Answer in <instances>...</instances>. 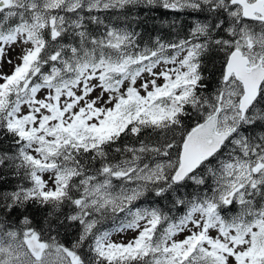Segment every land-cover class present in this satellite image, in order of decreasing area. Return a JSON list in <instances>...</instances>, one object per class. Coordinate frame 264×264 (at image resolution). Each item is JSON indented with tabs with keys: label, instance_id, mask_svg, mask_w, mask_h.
<instances>
[{
	"label": "snow or ice",
	"instance_id": "snow-or-ice-1",
	"mask_svg": "<svg viewBox=\"0 0 264 264\" xmlns=\"http://www.w3.org/2000/svg\"><path fill=\"white\" fill-rule=\"evenodd\" d=\"M141 6L207 15L151 46L99 15ZM0 141V264H264V0H0Z\"/></svg>",
	"mask_w": 264,
	"mask_h": 264
},
{
	"label": "trees",
	"instance_id": "trees-1",
	"mask_svg": "<svg viewBox=\"0 0 264 264\" xmlns=\"http://www.w3.org/2000/svg\"><path fill=\"white\" fill-rule=\"evenodd\" d=\"M101 19L105 23H111L113 26L118 28H127L129 30H134L139 33L138 42L141 46L153 45L155 40L159 38L161 42L173 41L188 34L190 28H192L196 21H203L206 17V13L193 12L191 10L185 11H172L164 9L160 6H141L131 11L124 10L123 12L119 10L111 11L109 13L99 14ZM94 31H103V26H90ZM220 56L210 57L207 61L205 68V74L210 75L212 80L215 79V74L218 72V67L220 63ZM215 65V66H214ZM259 131V129L257 130ZM151 137L150 139H154ZM127 142L135 143L134 140H129ZM7 145L0 141V148H5ZM3 179H0V191H12L15 189L18 183V178L11 173V171H5L0 173ZM204 190L200 186L193 185L191 182L188 183L187 188H183L180 192L172 194H166L168 199H163L160 197H155L153 193H149L140 201L136 202L135 206L148 207L156 206L161 207L165 212L171 208V214L173 216L182 215L185 211L183 207L172 208L171 200L175 199L176 196L181 198H190L188 193L194 191ZM48 209H42L35 206H29L27 212L24 214L30 215L33 218L34 225L39 229L45 227L44 220L46 212ZM238 211V205H233L230 211L224 213L225 215L235 214ZM20 212L23 210L15 211L9 218L18 221L20 219ZM110 222L105 223V227H108ZM61 241L65 243L66 246H71V243L75 239L79 228L76 225H69L67 229L61 228Z\"/></svg>",
	"mask_w": 264,
	"mask_h": 264
},
{
	"label": "rangeland",
	"instance_id": "rangeland-1",
	"mask_svg": "<svg viewBox=\"0 0 264 264\" xmlns=\"http://www.w3.org/2000/svg\"><path fill=\"white\" fill-rule=\"evenodd\" d=\"M19 51H20V49H17V52H19ZM10 55H12V56L15 57L16 53H10ZM17 62H19V61H17ZM4 70L5 71H10V68L7 67V66H5ZM44 179H46V180L48 179V175L47 174H45ZM211 234L213 236L216 235V233L214 231L211 232ZM136 235H137V233L129 231L126 234H118V235L114 236L113 239L116 240V241H118V242L119 241L127 242L128 240L134 238ZM177 238L178 239H183L184 237H183V235H181V236H179Z\"/></svg>",
	"mask_w": 264,
	"mask_h": 264
}]
</instances>
